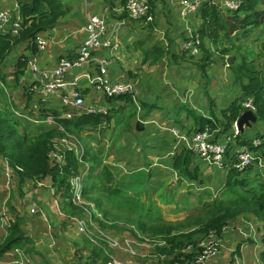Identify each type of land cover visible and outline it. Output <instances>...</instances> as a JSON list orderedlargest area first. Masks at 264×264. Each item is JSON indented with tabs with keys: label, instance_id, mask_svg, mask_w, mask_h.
<instances>
[{
	"label": "rangeland",
	"instance_id": "374dc122",
	"mask_svg": "<svg viewBox=\"0 0 264 264\" xmlns=\"http://www.w3.org/2000/svg\"><path fill=\"white\" fill-rule=\"evenodd\" d=\"M60 2L62 3V1ZM95 4L96 2L94 1L93 4L91 2L86 5V7L89 11L96 12L97 9L94 7ZM162 4L161 13L166 20L173 12H171V10L164 12L166 6H164L165 3ZM167 8H169V6H167ZM256 8L261 14L259 17L260 26L257 29L251 28L250 33L246 32L247 35H245L246 33L240 32V34L236 36L237 41L232 39L231 42L236 48L251 49L258 53V45L261 40H264V0H259ZM221 13L228 16L233 12ZM240 15L242 16V14ZM173 18L174 22L178 21L175 17ZM153 24L152 27L154 28L155 23ZM170 26L172 27L173 25L170 23ZM189 27L193 31L194 26L191 27L189 25ZM125 31H129L127 27H125ZM167 34L170 35L169 28L166 36H168ZM176 35V43L179 45V43L186 38L185 29L181 31V28H179L176 31ZM150 39L155 41L152 37H150ZM131 44H126L127 46L125 45L123 47L124 51L121 55L124 58H122L121 65L125 66L134 82L135 98L140 109H135L130 100L128 102L124 101V105H122L123 103H115L114 108L111 110L112 112L109 111L112 115L111 126L104 125L102 130L99 131L98 134L96 133L98 135L97 141H85L80 135L76 137L75 135L67 134L69 136H67L68 141L73 144L64 147V151L66 153L74 144L79 143L83 146L84 151L88 148L91 157V160L88 162L93 165L91 170L101 168L98 174L99 182L96 183L94 188V196H88L84 200L95 206L91 208L93 211L92 213L97 214L99 211L101 213H107L105 222L99 225L97 221H95L94 228H92L91 232L94 242L99 244L97 248L101 249L108 245L112 249V256L107 260L111 258L120 259L119 256L115 254L119 253L124 256L128 254L129 259L136 260L138 264H172L171 258L167 260V255L161 254L158 251H152L155 245H159L158 247L160 248L167 247V244L164 243L162 238L160 236L157 237L158 244H156L154 242L155 238H146V236L138 232L135 227L139 223L137 220H142L143 217H152L149 216L150 213L147 211L149 208L148 205L143 204L141 212H139L136 204L137 199H139L140 196L143 197L146 188H148V181H144L145 177L152 178L157 176L159 177L157 179H160L162 182L157 194V201L161 207L158 209L156 202L154 201L152 203V209L157 210L155 214L153 213V217L172 221L170 225L173 226H170V228L174 231L176 236L179 237L178 240L182 243L180 249L183 247L182 250H184L185 253L192 252L193 258L191 261L193 262L189 263L195 264L196 257L202 251V244L211 233L221 239V244L225 243H223V238L218 236L217 232L205 228V218L202 214L203 204L215 200V198L220 195L221 187L223 186V180L221 179L226 175V171L219 170V173H214V185L210 184L211 177H208L210 180L206 179L205 181L209 182L205 184L204 181L203 185H198L196 182H191L188 179L185 181L182 176L172 169L171 158H173V155L179 154L178 152L180 150L174 145L172 146L169 142V138L173 136L171 137V134L168 132L170 128H166L167 123L171 120L166 118L170 119V117H167L168 113L171 114L174 107L176 106L178 108L181 103L189 104L198 113L202 112L203 109L201 104H204V107L207 108V96H209V98L214 101L215 105H217L216 107L221 110L237 97L239 89L234 87L231 81L228 84L230 88L221 94V91L226 87V78L228 80L231 75L227 67V62L222 56L214 55L212 57V65L210 64L211 66L200 71L195 68L193 60L198 59L202 53L197 57L193 56L194 59L190 58L189 54L183 52H178L175 57H171L174 49L170 43L168 48L169 52L166 56L160 60L157 65L149 66L148 64H142L140 50L134 49V45ZM145 47H149L148 44ZM225 47L231 48L230 45H225ZM240 54L241 53L238 54L234 52L233 55L229 56H233L235 62H237L240 58ZM261 62L263 61L259 58H256L254 61L255 65L258 67H260ZM0 80L6 87V80ZM21 83L22 82L13 86V89H22L21 86L23 84L21 85ZM1 84L0 82V110L4 109L11 112L10 117L16 121L18 130L30 137L36 136L38 132H41L39 129L45 130L44 126L24 127L15 117H12V112L16 107V101H14L11 96H8V92L4 90ZM21 91L22 90H19L17 93H14L16 99H19ZM174 91H176V93ZM205 91H207V95H205ZM142 101H147L149 105L154 107L151 108L150 112L147 114H144L143 111H148L149 109L142 108ZM106 105L107 107H111V103H106ZM156 105L161 106L163 110L155 109ZM177 112L179 113V110L175 109L174 114H172L173 118L177 115ZM40 113L42 114V118L48 116L54 118V116H56L53 109H43ZM181 117H184L183 113ZM182 121V127L186 128L190 125L187 124V119L182 118ZM188 121L191 123L189 118ZM137 122L143 123L141 131L136 130ZM254 126L252 129H248L247 127L244 130V132H247L248 136H246L248 138H258L261 132L259 128L261 124L257 123L254 124ZM63 136V132L60 133L57 131L53 140L50 142V149L55 145L61 144ZM104 139H107L105 142L108 146L102 145ZM153 145H155V147ZM231 153L233 152H228V157L232 156ZM150 154L155 155L153 156L155 157L153 161L156 160L154 164L149 161L150 158H148V156H151ZM260 173H264V171ZM90 174L83 182L85 192L89 191V189L94 186L92 181H86ZM257 177L260 178L261 174H258ZM239 179H245L253 192L263 190L262 185L254 186L249 182V180L256 181L251 180L252 178L250 175H248V178L242 177L241 175ZM254 179L256 178L254 177ZM66 183L68 184V181ZM58 185H61V183L58 182ZM138 188H140V192L137 191ZM208 192L211 194V197L208 196ZM148 202H150V200H148ZM124 210H126L125 213L123 212ZM152 225H159V223H154ZM226 225V228L224 227L221 232L228 230V228L235 231L238 237L237 241H239L240 244L230 245V243L226 242L229 246L224 250H221V247L218 257L214 260L223 256L224 253L225 258H228V260L222 264H229V262L231 264L252 263L254 252H258L257 248L252 247V244L256 243L254 240L259 241L260 245H262L260 242L263 236L261 223L258 222L254 216L244 213L228 221ZM248 225L252 227V230H250V235L252 237L250 239L245 238L239 232L241 227L247 228ZM98 232L103 233L102 239L97 238ZM124 232H127V234H124ZM259 233L261 234L258 235ZM188 234H191V237H193L190 239L191 244L186 243V236ZM115 242H120L119 246L117 245L114 247L113 245H115ZM242 245L247 248L246 256L245 252L244 255L240 253V247ZM237 246H239L238 251ZM260 248L264 250V245ZM180 249H176L174 254ZM261 249L259 251H261ZM257 257L258 258L255 259L256 264H262L259 254ZM107 260H105V262ZM28 264H45V262L41 261V263H35L32 261Z\"/></svg>",
	"mask_w": 264,
	"mask_h": 264
},
{
	"label": "crops",
	"instance_id": "0c3cea01",
	"mask_svg": "<svg viewBox=\"0 0 264 264\" xmlns=\"http://www.w3.org/2000/svg\"><path fill=\"white\" fill-rule=\"evenodd\" d=\"M19 1L20 0H0V10L10 11L13 18L18 19L22 24L23 17L20 14L18 6ZM60 1H62L63 5L67 8V13L63 17L58 19L53 28L40 32L35 36V38L41 37L45 39V49L41 52H38L36 49V45L34 44L35 38L34 40H26L17 44L10 51V53L5 56L3 62L0 64V79L2 78L6 80V87L4 84H2V86L4 90L8 92V96H11L12 99L16 101V107L13 110L14 117L24 127L44 126L45 130L39 129L41 132H38V134L57 128V124L54 122V118H51L50 116L42 118V114L40 112L43 109H53L56 115L54 117L58 118H63L64 112L60 104L59 95L44 96L38 93L29 95L26 92L25 87L34 79L33 73L27 66V61L32 58L36 59L38 66L41 69H48L53 67L61 57H73L75 50L78 48L85 37L84 28L86 21L90 15L103 16L107 20L108 24L113 23L116 18L119 20L123 19V12L114 13L111 11L112 8H119L122 5L118 3L112 5L110 4L109 0H94L96 2V4L94 5V7L97 9L96 12L89 11L86 5H83V2L81 0ZM210 1L216 4L220 3L222 0ZM162 3H165L164 6H166L164 8V12H168L169 10L173 12L168 16L166 20L161 13L163 7ZM167 6H169V8H167ZM153 10L155 13L154 28L152 27L154 25L153 23L145 24L143 22H129L128 24L125 23L124 28L119 31V40L121 44L120 50L118 52L119 55L117 54L118 57L115 61L114 66H112L108 70L109 78L112 81L131 80L133 82L125 66L121 65L122 58H124L121 54L124 51L123 47L126 44L128 45L132 43L134 45L135 43L142 42L144 48H148L145 47L148 44L149 47H161L163 51L166 52L169 48V44L171 43L174 49L171 57H175L178 52L182 53L180 50L182 41L179 43V45H177L176 31L179 28H181V31H184V29L186 27H189V25L191 27L194 26V32L199 28V19L191 18L187 23H184L178 18L177 7L173 0H157L153 5ZM173 17L178 20V23L173 21ZM170 23L173 25L172 27L170 26ZM125 27L128 28V32L125 31ZM168 28L170 30V35L167 34L169 37L166 36ZM240 32L242 33L243 30H240L238 33L231 36V40L234 39L235 41H237L236 36L240 34ZM248 33L250 32L248 31ZM5 35L8 34L0 36ZM245 35H247V33ZM150 37H152L155 41H152ZM262 64L263 62L260 63V68H262ZM226 81L228 83L226 82V87L221 91V94H223V92L227 91L230 88V85L228 84L232 81V76L230 75V78L228 80L226 78ZM20 82H22L21 85L23 84L21 86L22 89H13V86L18 85ZM234 87H237L239 89L238 86ZM19 90L22 91L20 92L19 99H16L14 97V93H17ZM174 92L176 93V91ZM83 94L90 96L93 93L92 91L88 92L84 89ZM94 94L100 98L102 105L107 106L106 103H111V107H108L110 111L114 108L115 103H123L122 105H124V101L128 102L125 99L104 100L102 98L103 95L98 91H96V93ZM247 99L248 98L243 96L242 91L239 89L237 97L232 100V102L228 106L222 108L221 110L220 108L216 107L217 105H215L213 100L211 103L207 101V108L204 107V104H201L203 110L200 113L196 112L193 107L186 103L179 104L178 108L175 106L171 114L168 113L167 115V117H170V119H166L171 121L167 123L166 128L172 127L170 125L178 128L183 134L187 136L188 143H179L174 139V137H172V135V138H169V142L172 144V146L174 145L177 149H179L180 151L178 153H180L182 150L186 149L189 146L191 136L195 132L193 122L191 121L190 123V121H188V118L183 111H179V114L174 116V118H177L180 123L177 124L174 122L172 114H174L175 109H181L180 105H188L189 107L194 109L196 113L204 117L211 118L213 122L212 125L214 124L215 126V128H212L214 130V133L212 134L211 138L215 142H221L223 138L230 133L232 124H229V122H227L223 118V116L221 115V111L226 110L233 102H238L240 104L242 101H245ZM141 103L142 108L149 109L148 111H143L144 114L149 113L150 109L154 108L149 105L147 101H142ZM155 109L163 110L159 105H156ZM182 113L184 114V117H181ZM77 118L78 117L72 119L71 121H75L77 120ZM182 118L187 119V124H190L188 127L184 128L181 126L183 122ZM111 120L107 124L101 123L97 126H83L79 131L80 137L85 141H97V134L102 130L104 125L111 126ZM254 124H257V121L251 122L248 126H245L243 128V131L240 132V136L229 144V152H234L235 150H238L242 147H249L248 145L244 146L241 143L243 141L250 142L253 140V137H247L248 134L246 131L244 132V130L247 127L248 129H252ZM259 128L261 129L259 135H261L263 132V127L261 126ZM106 140L107 139H104V142L102 143L103 146H108L105 142ZM153 146L155 147V145ZM260 152L264 157V151L260 149ZM150 155L151 156H148V158H150L149 161L154 164L156 160L153 161V158H155L153 156L155 155ZM172 157H174V155ZM194 157L195 165L199 170L198 185H203L206 179L210 180L208 179V177L212 178L210 184L214 185V173H219V169L199 160L195 155ZM261 169L264 168H259L255 164L254 166L244 171L241 175L242 177L246 178H248V175H250L252 178L251 180L256 181L249 180V182L254 186L262 185L264 190V173H260L264 170ZM79 170L80 169L78 165L77 173L79 172ZM100 170L101 168L92 170L88 180L86 181H92L94 183V186L87 192H85L83 187V205H78L71 201L70 195L68 193L63 194L61 190L57 189L59 188V185L58 183L54 184L51 180V177H46L37 182L25 181L23 183H19L18 177L14 174L10 167H8L6 161L2 157H0V239L7 236L9 223L12 222L16 217H19L22 220L21 228L23 229L26 237L30 240L29 243H27L26 245L24 244V247H16L2 254L0 256V264H28L32 261H34L35 263H41V261H44L45 264H105L108 261L107 259L112 256V249L108 245L101 249L97 248V245L99 246V244H96L94 242L91 232L92 228H94L95 221H97L99 225H102L105 222L107 213H101L100 211L97 214L92 213L93 211L91 208H94L95 206L92 203L84 200L88 196H94V188L96 186V183L99 182L98 174ZM258 174H261L260 178L257 177ZM254 177L256 179H254ZM157 178L159 177H145L144 181H148V188H146L143 197L140 196V198L137 199L136 204L139 212H141L143 204L148 205L149 208L147 211H149L150 213L149 216L152 217H143L142 220H137L139 221V223L137 224V226H135L138 232H140L143 236H146V238H155L154 242L156 244H158L157 237L159 236L154 232H150L149 226L154 222L156 223L159 219L163 220L166 223H172V221H168L164 218L153 217V213L155 214L157 210L152 209V203L155 201L158 205V209H160L161 207L159 206L157 201V194L160 190L162 182ZM224 178L225 176H223V178L221 179L223 180V182ZM183 179L187 181L186 178L183 177ZM208 182L209 181H205V184H207ZM137 191L140 192V188H138ZM208 196L211 197V194L209 192ZM148 200H150V202H148ZM123 212L125 213L126 210H124ZM88 213H91L90 216H88ZM80 221L83 223V225L79 224ZM140 224H144L145 230L140 228ZM250 230H252V227L248 225L247 228L241 227V229H239V232L245 238L250 239L252 237L250 235ZM124 234H127V232H124ZM260 234L261 233H259L258 235ZM97 238L102 239L103 233L98 232ZM222 238L223 243H225L222 244L221 250H224L226 247H228V243H230V245L240 244L239 241H237L238 237L235 234V231H232L230 228L223 232ZM254 242L256 243H253L252 247L257 248L258 252H254L252 263L248 262V264H256L255 259L258 258L257 255L260 254L261 251H263L260 248L263 245L261 240L260 242L262 245H260L259 241L254 240ZM119 243L115 242V245L113 246H119ZM157 246L159 245H155L153 247V252H157ZM30 248H33L36 252L34 251L27 253V249ZM260 249L261 251H259ZM244 252L246 253V256L247 248L242 245L240 247V253L244 255ZM115 254L119 256V260L128 262L130 264H138L136 263V260L129 259V255L126 253L125 256L119 253ZM173 257L174 253L171 255H167V260L171 258L172 264ZM105 260L107 261L105 262ZM227 260L228 258H225V254L223 253V256H220V258H218L217 260L212 261L211 264H222ZM184 264H187V262ZM229 264L231 263L229 262Z\"/></svg>",
	"mask_w": 264,
	"mask_h": 264
},
{
	"label": "trees",
	"instance_id": "16d2710c",
	"mask_svg": "<svg viewBox=\"0 0 264 264\" xmlns=\"http://www.w3.org/2000/svg\"><path fill=\"white\" fill-rule=\"evenodd\" d=\"M109 1L112 5L117 3L123 5L126 2V0ZM258 1L242 0L238 10L228 16L222 14L212 1H203L195 17L199 19V28L194 32L200 40L199 49L202 55L200 54L198 59H194L193 56L190 58L194 59L195 68L203 71L212 64L214 55L222 56L226 60L225 56L227 58L234 52L241 53L239 62L231 64L228 68L232 75L233 85L239 87L243 96L252 100L256 110L257 123L263 127L262 134L258 136V139H262L259 150L264 151V40L259 43V52L256 53L251 49L236 48L230 38L241 29H244L243 33H246L250 32L251 28L257 29L260 26L259 17L261 14L256 8ZM18 6L23 17L22 29L16 37L0 36V64L17 44L26 40H34L36 34L53 28L58 19L67 13V8L58 0H48L45 4L36 0H20ZM125 16L126 14L123 13V18ZM129 22L133 21H128L127 24ZM225 45H230L231 48H227ZM134 47L141 51L142 64L149 66L157 65L169 52L168 50L165 52L161 47L156 46L144 48L142 42L135 43ZM256 58L262 59V68L255 65ZM0 82L3 84L1 80ZM205 95H207V91H205ZM207 98L208 102L211 103L212 100L209 96ZM116 99L129 101V97L125 96ZM3 110H0V157L6 161L8 167L18 177L19 183L37 182L46 177H51L54 184L61 183L59 188L55 187L61 190L63 194L68 193L71 199L69 180L78 170L76 155L69 150L65 153L66 164L64 166L52 165L48 162L47 157L51 147L50 142L57 131L77 137L83 126L109 123L112 118L109 111L106 114H84L75 121L54 117V122L57 124L56 129L30 137L18 130L16 121L10 117L11 112ZM179 111L185 112L187 118L193 122L195 132L204 130L207 126L215 128L211 118L196 113L188 105H181ZM242 113L243 109L238 102H233L226 110L221 111V115L229 124L234 123ZM12 117L14 118V112H12ZM174 122L180 123L177 118L174 119ZM58 127H61L63 131L58 130ZM241 144L248 145L249 149L252 148L251 141H243ZM83 158L88 161L91 160L88 148L84 151ZM194 162V154L190 150L184 149L172 158V169L180 176L198 184L199 170ZM241 174L231 167L227 168L220 195L215 200L203 204L202 216L205 218V228L217 232L218 236L222 237L223 232L221 231L227 226L228 221L248 213L261 223L263 230L261 242L264 245V190L253 192L245 179H239ZM21 223L22 220L19 217L9 223L7 236L0 239V256L13 248L24 247V244L30 242L21 228ZM156 223L159 225H150L149 230L160 236L168 247L167 249V247L160 248L157 246L156 251L164 255H171L176 249H180L182 243L170 228L173 226L170 225L172 223H166L161 219L157 220ZM140 228L145 230L144 224H140ZM186 237V243L191 244L190 239L193 238L191 234ZM182 249L174 254L172 262L176 264L193 262L191 261L193 253H185ZM238 249L239 246H237V251ZM34 251L33 248L27 249V253ZM259 257L260 262L264 264V250L261 251Z\"/></svg>",
	"mask_w": 264,
	"mask_h": 264
},
{
	"label": "built area",
	"instance_id": "2783aa9c",
	"mask_svg": "<svg viewBox=\"0 0 264 264\" xmlns=\"http://www.w3.org/2000/svg\"><path fill=\"white\" fill-rule=\"evenodd\" d=\"M84 5H88L94 0H81ZM157 0H126L119 8H112L111 11L123 12L125 18L108 24L107 20L100 15H90L86 21L84 32L85 37L73 57H61L56 64L48 69H41L36 59H29L27 66L33 73V81L25 87L26 92L31 95L38 93L44 96L59 95L60 104L63 109V118L72 120L81 115L106 114L110 109L102 105L101 100L94 93L100 92L104 100H113L117 97H129L133 107L140 109L136 98L134 83L131 80L112 81L109 78L108 70L114 66L121 44L119 31L124 28L128 21L143 22L145 24L154 23L155 13L153 3ZM177 7L178 18L187 23L189 19L195 18L196 13L203 0H173ZM242 0H222L216 3L220 12L237 11ZM21 22L13 18L12 13L0 10V35L8 34L12 37L18 36L22 29ZM186 38L182 40L180 50L185 54L197 57L200 54V40L189 27L185 28ZM34 44L38 52L46 47L45 39L35 38ZM92 91L93 94L84 95L83 90ZM95 90V91H94ZM243 112L250 111L255 115V108L251 98L240 103ZM58 130L63 131L61 127ZM179 143H188V138L178 128L172 126L168 131ZM214 130L207 126L204 130L194 132L191 136L190 150L199 160L216 167L221 171H226L231 167L243 173L255 164L259 168H264V157L259 146L262 139H253L252 148L242 147L231 153L228 157L229 144L240 135L236 128V121L231 124V131L221 142H215L211 136ZM67 134L64 133L61 144L55 145L49 150L48 162L52 165L62 167L66 164L64 147L72 145L68 141ZM69 137V136H68ZM53 140V139H52ZM256 149V150H252ZM69 150L76 155L79 165V172L69 180V191L71 201L78 205H83V182L91 173L92 165L83 158L84 150L81 144H74ZM68 150V151H69ZM230 153V152H229ZM88 216L90 214L88 213ZM80 225L83 223L80 221ZM226 228V227H225ZM221 239L211 233L202 244L201 253L196 257L195 264H211L220 253ZM105 264H130L128 262L111 258Z\"/></svg>",
	"mask_w": 264,
	"mask_h": 264
},
{
	"label": "water",
	"instance_id": "95a60500",
	"mask_svg": "<svg viewBox=\"0 0 264 264\" xmlns=\"http://www.w3.org/2000/svg\"><path fill=\"white\" fill-rule=\"evenodd\" d=\"M36 1H39L40 3H43V4L48 2V0H36ZM226 62H227V65L230 66L231 64L235 62V58L233 56H228L226 58ZM256 121H257L256 115H254L250 111H245L236 120V128L238 132H242L245 126H248L251 122H256ZM142 128H143V123L137 122L136 130L141 131Z\"/></svg>",
	"mask_w": 264,
	"mask_h": 264
}]
</instances>
